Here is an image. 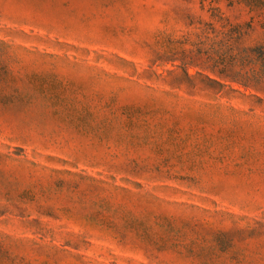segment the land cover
Segmentation results:
<instances>
[{
    "label": "rangeland",
    "instance_id": "obj_1",
    "mask_svg": "<svg viewBox=\"0 0 264 264\" xmlns=\"http://www.w3.org/2000/svg\"><path fill=\"white\" fill-rule=\"evenodd\" d=\"M187 15L0 0V264H264V95L171 86Z\"/></svg>",
    "mask_w": 264,
    "mask_h": 264
},
{
    "label": "trees",
    "instance_id": "obj_2",
    "mask_svg": "<svg viewBox=\"0 0 264 264\" xmlns=\"http://www.w3.org/2000/svg\"><path fill=\"white\" fill-rule=\"evenodd\" d=\"M195 1L202 11L206 9L209 19L195 20L187 15V27L192 30L179 39H173L171 35L166 37L164 54L182 53L178 59L181 65L176 67L182 74H177L176 70L167 71L171 86L193 92L201 84L216 91L237 85L245 91L254 90L264 95V36L253 44L247 43L256 27L264 35V0ZM222 4L246 12L249 22L232 23L221 12ZM188 67L199 70L192 75L188 73Z\"/></svg>",
    "mask_w": 264,
    "mask_h": 264
}]
</instances>
